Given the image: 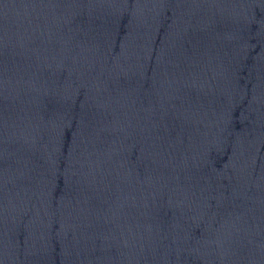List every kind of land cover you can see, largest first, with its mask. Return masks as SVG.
Instances as JSON below:
<instances>
[{
  "label": "water",
  "instance_id": "95a60500",
  "mask_svg": "<svg viewBox=\"0 0 264 264\" xmlns=\"http://www.w3.org/2000/svg\"><path fill=\"white\" fill-rule=\"evenodd\" d=\"M0 264H264V0H0Z\"/></svg>",
  "mask_w": 264,
  "mask_h": 264
}]
</instances>
